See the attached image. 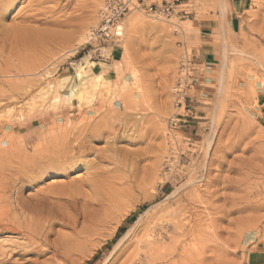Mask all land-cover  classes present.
I'll use <instances>...</instances> for the list:
<instances>
[{"label":"rangeland","instance_id":"rangeland-1","mask_svg":"<svg viewBox=\"0 0 264 264\" xmlns=\"http://www.w3.org/2000/svg\"><path fill=\"white\" fill-rule=\"evenodd\" d=\"M108 1L4 0L0 10V224L31 217L42 197L78 216L75 228L48 229L59 255H29L26 238L0 234L9 264H264V0H243L234 27L233 0H167L174 13L157 18L135 0L123 37L91 41ZM205 19L217 27L214 55L201 63L196 24ZM86 61L112 88L121 62L128 87L118 95L141 92L142 108L126 115L105 89L81 109L42 102ZM56 162L76 168L53 174ZM77 173L84 199L68 210L45 188L68 189Z\"/></svg>","mask_w":264,"mask_h":264},{"label":"bare ground","instance_id":"bare-ground-1","mask_svg":"<svg viewBox=\"0 0 264 264\" xmlns=\"http://www.w3.org/2000/svg\"><path fill=\"white\" fill-rule=\"evenodd\" d=\"M4 14H6V13H4ZM130 19L128 20V22L130 25H132L134 22L133 17ZM122 21L117 26V28L115 30V34L117 37H123L125 35V24H128V23L123 24ZM126 27H129V26H126ZM89 36H90V40H91L92 32H90ZM83 42H84V40H83ZM69 52H70V54L74 53L73 51H69ZM124 58H125L126 62H128V59H129L128 51L125 52ZM86 64H87V66H85V67L83 64H76L75 75L65 76V77L61 78L59 80V82L57 83V87H56L55 92H54V87L51 84H49V89L42 91L39 95V97L42 99V102L46 104V101L50 100L52 106H59V105L73 106L74 101H76L78 104L77 107L81 109V108H83V106L89 104L90 102L92 103V101L94 99H97L98 97H100V95H102V93L100 92V89H105L112 96V98H114V97H120L121 98V103H122V108H123L124 113L126 115L131 116V117H132L133 113L137 111V109L142 108V106L145 104V99L142 96L141 92L134 93L132 90H130L129 92L125 93L124 95H118L123 90H126L128 87L127 78H122V74L120 73V69L123 68L121 62L116 63L117 64V74H118V76L116 78H118V80L116 81L117 84L114 86V88H112V86H111L112 81H110L109 79L106 78V70L104 68L96 70V69H94V66H95L94 64H91L87 61H86ZM115 69H116V67H115ZM47 74H49V73H46V75ZM131 81L134 84L133 87H137V89L139 90L140 88H139L138 79H137V75H136L135 70H132ZM132 82H131V84H132ZM52 94H54L53 97H52ZM103 134L104 133L102 132L101 135H103ZM82 148H83V146L80 145L79 149H82ZM73 168H76V167L71 165V164L68 165L66 163L64 164L62 162L61 163L56 162L55 164L50 165L48 170L53 174H61V175L67 176L69 174L68 173L69 170L73 169ZM74 175H76V176L73 178L72 182H70V180H68V182L71 183L70 186L68 187V189L62 190L63 187H61V190L59 192L57 190L53 191L54 189L57 188L56 185L52 186V187L51 186L48 187L49 189H47V187L45 188L47 191L48 190L50 191V192L49 191L48 192L50 195H52L54 197V199L64 201L65 204L64 203L63 204L68 207V210L69 209L70 210L75 209V208L77 210V207L81 202V199H84L83 194L79 191L74 190L75 188L73 187L76 184L79 185L80 179H83L82 174L77 173ZM62 178L63 177L58 178V179H62ZM64 181L65 180H52L51 184L50 183L49 184L50 185L60 184V183L63 184ZM81 181H83V180H81ZM58 189H60V188H58ZM40 195H41V193H40ZM85 197H86V195H85ZM41 199H43V201H38V202H42V207L40 208L38 206L37 208L33 209V211L31 212L32 213L31 217L29 216L27 218L25 217V219L21 218V219H17V220L12 219V220H10V222L0 224L1 225L0 226V234H3V233L18 234V235H21L22 237L26 238L27 242L30 246H28L27 244L26 245L28 247H33V250H32V252H30L29 255L37 254L38 256H41L44 253H46L47 250L49 251L50 249H53L55 254L59 255V254H61L60 249L57 247L50 246L51 244L49 245V242H48L49 241V231H48V229L53 227L56 224H59V223H61L60 225H62L63 227L75 228V225L77 224L76 218L78 216H76V217L72 216L71 212H73V211H71V212H68V211L59 212L57 210V207L60 205L57 206V202H56V205L53 204L54 202L49 203L53 199L49 200V202H47L46 197L45 198L42 197ZM85 203L83 202V204H85ZM21 205L22 204H20V207H18V208H20L19 210H21L23 213H25L28 209H27V207H24ZM80 207H81V205H80ZM85 210L83 209L82 212ZM60 211H61V209H60ZM81 214L83 216V213H81ZM81 214H79V215L81 216ZM1 217H3V216H1ZM83 219H84V216H83ZM1 222L2 221H0V223ZM1 244H2V242L0 240V264H9L11 261V260L9 261L10 254L7 251H3V248H2L3 245L1 246ZM5 244H8V243H5ZM11 244H12V242H11ZM14 246H15V242H14ZM43 247H45V248H43ZM7 248L10 249L9 247H7ZM46 248H48V249H46ZM22 253H24V252H22ZM18 255H19V253H18ZM10 258H12V257H10Z\"/></svg>","mask_w":264,"mask_h":264},{"label":"built area","instance_id":"built-area-1","mask_svg":"<svg viewBox=\"0 0 264 264\" xmlns=\"http://www.w3.org/2000/svg\"><path fill=\"white\" fill-rule=\"evenodd\" d=\"M135 0H110L108 1L102 8L100 12V23L99 25L92 30V38L91 41L94 42H112L116 41L115 30L117 26L121 23V21L125 18V16L135 7L137 4L134 3ZM138 5H140V1H137ZM174 4H166L161 8L150 7L146 9V13L153 18L157 17H169L174 13ZM99 55H101L99 53ZM192 62L187 61L183 68L182 73L184 75L183 81L184 85L188 87V81L193 83L191 80L190 72ZM192 85V84H190ZM179 88H182L180 84ZM178 94L181 95L183 92L181 90H177ZM184 100V96L182 97Z\"/></svg>","mask_w":264,"mask_h":264},{"label":"crops","instance_id":"crops-1","mask_svg":"<svg viewBox=\"0 0 264 264\" xmlns=\"http://www.w3.org/2000/svg\"><path fill=\"white\" fill-rule=\"evenodd\" d=\"M141 6L145 7H162L164 6L167 2V0H139ZM211 0H175V2L180 3L175 5V8H181L185 6L186 4L192 3V4H198V3H205V2H210ZM151 3V5H147L148 3ZM243 0H233V12L231 13V16L233 19L231 20V24L233 27L237 24H240L241 20L239 17H241L245 11V6L243 5ZM222 11L219 12L222 18H225L228 20L227 13H225V16L223 17V14L221 13ZM227 12V10H226ZM218 15V14H217ZM217 27L215 23L212 21H209L207 19L198 21L196 24V28L198 30V38L200 40V45L195 49L194 51V56L199 62L201 63H208L211 60V57L214 55V49L211 47V39L210 37L212 36L213 30ZM115 55H111L113 61H117L118 58L120 57V51H114Z\"/></svg>","mask_w":264,"mask_h":264},{"label":"snow or ice","instance_id":"snow-or-ice-1","mask_svg":"<svg viewBox=\"0 0 264 264\" xmlns=\"http://www.w3.org/2000/svg\"><path fill=\"white\" fill-rule=\"evenodd\" d=\"M4 6V0H0V10H2Z\"/></svg>","mask_w":264,"mask_h":264}]
</instances>
